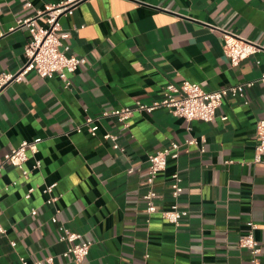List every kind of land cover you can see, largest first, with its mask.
Returning a JSON list of instances; mask_svg holds the SVG:
<instances>
[{
  "label": "crops",
  "instance_id": "1",
  "mask_svg": "<svg viewBox=\"0 0 264 264\" xmlns=\"http://www.w3.org/2000/svg\"><path fill=\"white\" fill-rule=\"evenodd\" d=\"M61 1L0 0V75L15 74L27 61L30 34L17 21L31 17L44 25L38 12ZM61 23L70 33L69 53L88 60L70 75L71 85L31 72L0 91V165L23 141L39 140L24 165L28 178L11 164L0 170L6 230L0 264H20L21 257L42 264L48 258L52 264H254L238 245L248 222L257 225L264 264V165L254 162L264 119L260 83L248 90V104L226 98L211 122L159 109L135 114L127 128L108 118L99 121L97 136L77 131L88 117L163 98L170 83L188 80L215 91L256 81L264 55L232 66L222 30L264 46V0H83ZM107 132L118 135L120 148L103 137ZM193 138L205 142L170 158L154 186L159 208L176 201L187 211L177 227L147 212L149 156ZM175 173L184 189L178 200ZM52 184L59 199L49 205L44 191ZM58 209L60 223H53ZM61 223L92 242L83 263L63 256Z\"/></svg>",
  "mask_w": 264,
  "mask_h": 264
},
{
  "label": "built area",
  "instance_id": "2",
  "mask_svg": "<svg viewBox=\"0 0 264 264\" xmlns=\"http://www.w3.org/2000/svg\"><path fill=\"white\" fill-rule=\"evenodd\" d=\"M83 0H63L57 4L47 5L42 11L38 12V17L46 16L44 25H37L35 18L19 19L17 27H24L29 31L30 37L25 48L27 57L26 63L15 74L2 73L0 75V91L4 86L11 82H20L26 75L31 72H36L42 78H52L58 75L66 86L71 85L70 75L78 70V68L88 62L85 57H80L75 54H70V45L67 41L70 38V33L63 29L61 18L65 15L73 14L74 8ZM27 7L31 4L27 3ZM224 38V52L232 66H238L242 61L258 53L264 55V46L247 40L227 30H222ZM256 83H260L264 89V71L256 81H250L235 85H229L215 91H207L201 84L193 83L188 80L182 81L180 84L170 83L166 86L165 95L159 100H155L149 104L137 102L135 106H125L115 108L112 111H104L99 116L88 117L82 126L77 127L78 132L87 131L92 136H97L99 121L103 119H115L121 123L123 128L129 127V121L137 113H152L159 109H166L171 114L185 119L187 122L194 120L211 122L216 118L218 109L223 105L226 98L232 96L237 99L244 100L248 104L247 92ZM227 120V116L222 117ZM258 145L255 152V163L264 165V119L260 120L257 125ZM107 140H111L114 148H120L118 144V135L107 132L103 135ZM197 139H190L185 144L171 142L168 146L157 151L149 156V170L147 183L148 190L143 195L146 203V209L149 215L158 214L162 219L180 226L181 220L187 215V211L181 210L178 203L175 201L168 208H159L156 203L157 192L155 190L156 179L159 174L167 169L168 160L178 159L180 153L184 150L189 152L190 146H198L204 143ZM39 140L23 141L18 147L13 148L4 155L0 170L6 164H11L14 167L22 170L24 178H28L29 172L24 165L29 160V155L38 152ZM204 146H201V151ZM40 167V162H37L35 168ZM133 172V169L129 171ZM182 178L180 174L175 173L171 182L172 195L178 200L183 192L181 185ZM17 182H14L16 185ZM56 184H52L45 189V193L51 194L47 203L55 204L59 196L52 195ZM34 188H30L26 197L30 198ZM1 194V190H0ZM32 214L36 215V209L32 210ZM60 210L52 217L53 223H60ZM2 211L0 210V234H6V230L2 225ZM248 232L239 240V247L249 250L252 255V262L259 264V256L262 253L260 242L255 237L257 225L254 222H248ZM59 240L67 245L63 256L72 258L78 263H83L90 255L92 242L84 238L78 232L67 228L63 223L59 225ZM11 246L15 247L16 242H11ZM148 257V256H147ZM52 264V258L46 260ZM20 264H42L40 261L30 263L26 258H20ZM148 264V263H146Z\"/></svg>",
  "mask_w": 264,
  "mask_h": 264
}]
</instances>
